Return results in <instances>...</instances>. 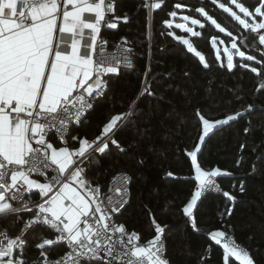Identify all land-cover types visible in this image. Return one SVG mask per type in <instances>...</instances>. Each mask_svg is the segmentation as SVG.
<instances>
[{
  "label": "trees",
  "instance_id": "1",
  "mask_svg": "<svg viewBox=\"0 0 264 264\" xmlns=\"http://www.w3.org/2000/svg\"><path fill=\"white\" fill-rule=\"evenodd\" d=\"M147 1L118 0V27L102 30L108 47L122 43L131 48L134 69L107 76L105 97L87 122L71 132L94 140L113 116L130 115L113 136L120 147L109 142L104 154L86 160L87 178L102 192L115 173L131 176L130 201L118 221L146 242L155 236V220L164 228L168 264H225L223 247L205 235L216 231L232 234L254 264H264V47L254 32L241 28L219 7L229 0H154L161 7L153 10L151 22ZM259 2L240 0L252 12ZM201 7L254 59H235L231 70L224 58L218 61L213 38L229 43L231 37L204 19L197 11ZM172 12L201 20L204 27L195 29L199 35L168 27ZM174 36L188 39L204 61ZM228 116L236 118L214 126L201 141V117L215 122ZM197 147L202 170H219L217 179L228 195L201 198L190 224L183 209L197 185L190 156ZM31 217V212L0 217V233L19 236ZM52 237L45 226L29 228L23 236L25 264H37L42 251L47 258L59 256L64 251L60 245L37 247ZM228 264L238 262L229 258Z\"/></svg>",
  "mask_w": 264,
  "mask_h": 264
},
{
  "label": "snow or ice",
  "instance_id": "2",
  "mask_svg": "<svg viewBox=\"0 0 264 264\" xmlns=\"http://www.w3.org/2000/svg\"><path fill=\"white\" fill-rule=\"evenodd\" d=\"M231 3L251 22L223 4L219 7L243 29L254 33L264 30V0H260L254 12L238 0ZM113 5L114 0H0V215L33 213L25 222L21 236L10 238L6 232L0 233L3 238L0 264H25L22 236L37 224L56 234L55 240L44 239L38 248L43 250L61 242L69 248L65 257L53 264H80L82 259L89 264L93 260L101 264H168L162 241L164 228L153 220L155 236L142 245L140 236L128 233L124 225L116 223L119 217L113 215L121 211L127 200L102 198L100 188L91 185L82 167L94 153L104 154L109 142L120 147L113 136L124 116L130 113L113 116L96 142L79 140V147L70 149L65 138L69 125L80 123L93 101L106 91L104 77L118 74V63H130L127 57L118 60L106 55L105 45L97 43L101 22H106V12L114 11ZM152 7L158 9L161 3ZM197 11L207 17L203 7ZM170 15L175 18L177 14ZM257 17L261 18L260 22L256 21ZM207 18L220 32L225 31L215 19ZM189 19L187 15L182 17L185 22ZM124 21L127 22V17ZM165 23L172 27L171 22ZM191 24L204 27L197 19H191ZM175 26L192 36L199 35L185 23ZM107 27L116 28L117 24L107 23ZM258 40L264 45V34H259ZM182 43L204 61L189 40L183 39ZM231 47L237 49V44L232 43ZM237 51L241 58L254 59L251 55L245 57L244 51ZM227 66L229 70L233 67L231 54ZM260 87L264 88V84ZM235 118L228 116L210 122L201 117L204 126L201 141L215 124H226ZM53 132L64 143L63 147L57 148L49 142ZM199 151L197 147L190 153L198 183L191 202L183 209L188 217L193 216L202 192L214 187V178L221 174L219 170H202L197 162ZM34 176L43 178V182ZM33 192L40 197L35 204L31 203ZM224 235L216 231L211 238L221 244L218 238ZM222 247L225 264L229 258L238 264H254L249 253L235 244L223 243ZM41 255L45 253L42 251Z\"/></svg>",
  "mask_w": 264,
  "mask_h": 264
},
{
  "label": "built area",
  "instance_id": "3",
  "mask_svg": "<svg viewBox=\"0 0 264 264\" xmlns=\"http://www.w3.org/2000/svg\"><path fill=\"white\" fill-rule=\"evenodd\" d=\"M117 1L118 0H114V5H113L114 6V11L113 12H106V14H105V21L107 23H116L117 24V27H118L119 21H118L117 16H116V4H117ZM152 1L153 0H148L147 1V3H148V10L149 11H151V3H152ZM106 22H101V31L103 29L115 30L117 28V27L116 28H109V27H107V23ZM255 34H256L257 39H258L259 34H264V30H260V33H255ZM97 43L98 44L103 43L105 45V54L106 55L115 56L118 60L123 59L124 57H127V60L130 61V63H118L116 65L118 67V71L119 70L132 71L134 69V61H133L132 51H131V48L130 47H128V46H126V45H124L122 43H117L114 47H111L110 48V47H108V45L106 44V42L100 36L97 38ZM258 43H259V40H258ZM260 46L261 47H264V45H260ZM97 51H99V49H97ZM104 80L106 81V85H107L106 91L104 92V94L102 96H100L95 101H93L92 107L87 110V112L85 113L84 116L81 117L80 123H78V124L77 123H72V124L69 125L68 130H67V133H66V137H65L66 138V142H68V137H69V134H70L72 128L77 127V126H79V125L87 122L88 116L91 113V111L93 110L95 104L99 103L105 97V95L107 93V89H108V84L109 83H108V78L107 77H104ZM48 139L49 140L50 139H54V140L59 141L60 143H62L61 140H60V138L54 132L53 133H50ZM62 144H64V143H62ZM82 167L85 170L86 179L89 181V179L87 178V169H86L85 163L82 165ZM50 175H51V173L49 174V176ZM33 178L34 179H40L41 182H43V178H41V177L34 176ZM125 178H127V181H128L127 184H125ZM214 180H215V186L212 187V188H210V189H206L205 191H203L200 198H203L206 195L225 196L224 195L225 194V191H224L223 187L221 186V184L219 183L217 177H215ZM130 187H131V176L127 172H118V173H115L111 177V179H110V181H109V183L107 185V188L104 191L101 192L102 198H104V199H106L107 197L111 196L114 201L115 200H119L121 198L127 200V203L124 204V206L121 209V211L119 213H114L113 214L115 217H117L122 212V210L128 205V203L130 201ZM118 189H121V190L126 189V191H121V192L118 193V191H117ZM196 190H197V185H196L195 191ZM27 199H28V197H26V200ZM39 200H40V198H34V197L31 196V203L32 204L38 203ZM116 223L117 224L124 225L122 222L118 221V219L116 220ZM189 223L192 224V221L189 220ZM39 225H42V224H39ZM52 233H53L52 239L55 240L56 234L54 232H52ZM128 233H132V232H129L128 231ZM211 234L212 233L205 234V235L208 238L212 239L211 238ZM0 239H3V238L0 237ZM218 239H221V244H220L221 246L223 245V243L235 244L236 246H238L241 249L246 250L248 252V250L245 247H243L242 245H240L239 243L236 242V240L234 239V237H233L232 234H226L225 233V235H224L223 238H218ZM162 241H163V244H164V258L168 261V258H167V255H166V240H165L164 234H162ZM147 242L148 241H146V242L140 241V243L142 245L146 244ZM4 243L6 244V241H4ZM53 245H60V246H62L63 249H64V251L59 256H57V257L43 258V259H41L38 262V264H45V259L47 260V264H53V262H55L57 260H60L61 258L65 257L66 253L69 251V248L63 242H61V243H54ZM80 264H89V261L82 259L80 261ZM91 264H101V262L100 261H97V260H93V261H91Z\"/></svg>",
  "mask_w": 264,
  "mask_h": 264
},
{
  "label": "rangeland",
  "instance_id": "4",
  "mask_svg": "<svg viewBox=\"0 0 264 264\" xmlns=\"http://www.w3.org/2000/svg\"><path fill=\"white\" fill-rule=\"evenodd\" d=\"M238 2L240 3V0H238ZM228 4L225 5L226 7H229L232 11L236 12L238 15L241 16V18H244V19H247L249 20V22H251V18H246L243 16L242 13H239V10L235 7L234 4L231 3V0H229L227 2ZM179 11H182L183 10V7H180L178 8ZM223 10V8H221ZM224 11V10H223ZM250 11V10H249ZM225 12V11H224ZM226 13V12H225ZM176 17H172L171 18V24H172V27H176L175 25L178 24V23H185L187 27H191L194 31L196 29V27H200L199 24L198 25H192L191 24V19H197L195 17H191L190 15H187V14H181L180 12H177L176 13ZM227 15H229L231 17V19L233 21H235L241 28H243L239 23L238 21H236L229 13H226ZM189 16V21L185 22L182 20V17L183 16ZM202 16V15H201ZM204 19H207L210 23H211V20L208 19L207 17L205 16H202ZM199 20V19H197ZM261 18L260 17H257L256 18V21L257 22H260ZM200 23L202 24L201 20H199ZM212 24V23H211ZM213 25V24H212ZM177 28V27H176ZM179 31H181L182 33H187V35H191V33L189 32H185L183 31L182 29H179L177 28ZM224 36H230L231 37V42L229 43H226L225 40H223L222 38L218 40V42H215V43H218V46L215 45V50H216V56H217V59L218 61H222V58H224V61H225V64L227 65V61H228V55L231 54L232 55V58H233V65H234V61L235 59H241V60H247L246 58H241L239 55H238V51H242L239 46L237 45V49H232L231 45L232 43H236L237 44V37L234 36L233 34H231L230 32L228 31H224V32H221ZM174 35V34H172ZM192 36V35H191ZM176 38V36H174ZM177 39V38H176ZM183 39H186V38H183V37H180V39H177V40H180L182 42ZM188 40V39H187ZM185 45V44H184ZM186 46V45H185ZM187 47V46H186ZM248 55L245 53V57H247ZM220 124H215V126H218ZM7 215H12V214H7ZM7 215H0V217H3V216H7ZM52 246V245H51ZM50 246V247H51Z\"/></svg>",
  "mask_w": 264,
  "mask_h": 264
},
{
  "label": "crops",
  "instance_id": "5",
  "mask_svg": "<svg viewBox=\"0 0 264 264\" xmlns=\"http://www.w3.org/2000/svg\"><path fill=\"white\" fill-rule=\"evenodd\" d=\"M155 3H157L156 1H152V3H151V11H149L148 10V16H149V21L151 22V17H152V12H153V10L155 9L154 7H152V5H154ZM147 5H148V3H147ZM86 15H88V14H86ZM93 19H94V17H93ZM198 27V26H197ZM101 37L102 36V31H100V33H99V35H98V37ZM102 38V37H101ZM103 39V38H102ZM104 40V39H103ZM105 41V40H104ZM106 42V41H105ZM115 75H117V74H108V75H106L105 77H107V76H115ZM122 126V124L115 130V132L120 128ZM214 128V127H213ZM103 133V132H102ZM102 135V134H101ZM73 137H76L77 139L76 140H73L72 138ZM83 139H85V138H81V139H79L78 138V135L76 134V132H71V134H70V136H69V138H68V142H67V146L68 147H70V149H76V148H78L79 147V140H83ZM89 142H96L97 141V139H94V140H88ZM49 142H51V143H53V145L55 146V147H57V148H59V147H63L64 146V144H62V143H60L59 141H56V140H54V139H50L49 140ZM96 153H99V152H96ZM95 154V153H94ZM221 175V174H220ZM219 175V176H220ZM197 182V181H196ZM198 183V182H197ZM196 192V191H195ZM195 192H194V194H195ZM31 196L32 197H34V198H40L39 197V194L38 193H36V192H33L32 194H31ZM194 196V195H193ZM201 199V198H200ZM199 199V200H200ZM198 200V201H199ZM198 201H197V203H198ZM196 207V206H195ZM195 207H194V209H195ZM194 209H193V212H194ZM33 215V214H32ZM187 218H189V220H191V218L192 217H188V216H186ZM42 226H44V225H42ZM22 230V229H21ZM28 231V230H27ZM26 231V232H27ZM26 232H24V234H23V236L25 235V233ZM19 236H21V232H20V234H19ZM23 236H22V238H23ZM15 238V237H14ZM52 239V238H51ZM46 247H50V246H46ZM17 254H19V253H17ZM43 258H47L46 257V255H40L38 258H37V260H36V262H37V264H38V262L41 260V259H43ZM24 259V258H23Z\"/></svg>",
  "mask_w": 264,
  "mask_h": 264
}]
</instances>
